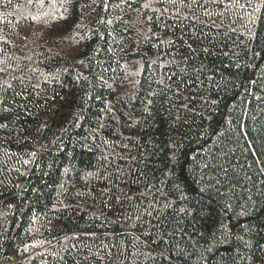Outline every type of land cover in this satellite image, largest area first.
Here are the masks:
<instances>
[{
	"label": "trees",
	"instance_id": "16d2710c",
	"mask_svg": "<svg viewBox=\"0 0 264 264\" xmlns=\"http://www.w3.org/2000/svg\"><path fill=\"white\" fill-rule=\"evenodd\" d=\"M0 264H264V0H0Z\"/></svg>",
	"mask_w": 264,
	"mask_h": 264
},
{
	"label": "water",
	"instance_id": "95a60500",
	"mask_svg": "<svg viewBox=\"0 0 264 264\" xmlns=\"http://www.w3.org/2000/svg\"><path fill=\"white\" fill-rule=\"evenodd\" d=\"M12 260H16V257L14 255L12 256Z\"/></svg>",
	"mask_w": 264,
	"mask_h": 264
}]
</instances>
